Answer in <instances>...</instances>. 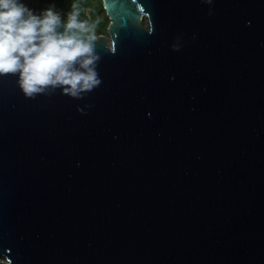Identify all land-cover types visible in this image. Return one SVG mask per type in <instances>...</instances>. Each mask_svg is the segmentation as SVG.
<instances>
[{"label":"water","instance_id":"1","mask_svg":"<svg viewBox=\"0 0 264 264\" xmlns=\"http://www.w3.org/2000/svg\"><path fill=\"white\" fill-rule=\"evenodd\" d=\"M101 2L91 92L0 75V264H264V0Z\"/></svg>","mask_w":264,"mask_h":264},{"label":"clouds","instance_id":"2","mask_svg":"<svg viewBox=\"0 0 264 264\" xmlns=\"http://www.w3.org/2000/svg\"><path fill=\"white\" fill-rule=\"evenodd\" d=\"M98 60L75 13L62 23L51 9L37 16L19 0H0V75H18L27 98L60 89L80 99L100 84Z\"/></svg>","mask_w":264,"mask_h":264},{"label":"trees","instance_id":"3","mask_svg":"<svg viewBox=\"0 0 264 264\" xmlns=\"http://www.w3.org/2000/svg\"><path fill=\"white\" fill-rule=\"evenodd\" d=\"M92 0H22V4L25 5L32 12L43 15L45 10L51 9L55 12L57 9L66 5L67 8L61 15V18L68 19L69 14L75 13L77 21L84 24L85 26H94V20L88 18L84 10L90 4ZM100 7L103 8L102 2L100 1ZM104 11V9H103ZM98 28L102 30L104 26L100 23ZM94 28V27H92Z\"/></svg>","mask_w":264,"mask_h":264},{"label":"rangeland","instance_id":"4","mask_svg":"<svg viewBox=\"0 0 264 264\" xmlns=\"http://www.w3.org/2000/svg\"><path fill=\"white\" fill-rule=\"evenodd\" d=\"M67 6L63 5L61 8L57 9L54 13L58 14L60 17L62 15V13L64 12V10H66ZM85 15L94 20V26H87L88 28H90L91 31H93L94 35H104L108 37L107 34V26L109 23L108 18L106 17L105 12L103 11V8L100 7V0H92L90 2V4L85 8L84 10ZM96 23H100L104 26V28L102 30H100L98 27V24ZM144 26L147 27V23L146 21H144L143 23ZM94 27V28H92ZM0 260H4L3 258L0 257Z\"/></svg>","mask_w":264,"mask_h":264},{"label":"flooded vegetation","instance_id":"5","mask_svg":"<svg viewBox=\"0 0 264 264\" xmlns=\"http://www.w3.org/2000/svg\"><path fill=\"white\" fill-rule=\"evenodd\" d=\"M100 1H101V0H100ZM104 12H105V11H104ZM33 13H34V12H33ZM36 14H37V13H36ZM106 17H107V16H106ZM144 21H145V20L142 21V24L144 23ZM85 27H87V26H85ZM87 28H88V27H87ZM88 29L90 30V28H88ZM90 31H91V30H90ZM91 32H92V34L94 35L93 31H91ZM94 36H96V35H94ZM97 36H98V35H97ZM97 36H96V37H97Z\"/></svg>","mask_w":264,"mask_h":264}]
</instances>
